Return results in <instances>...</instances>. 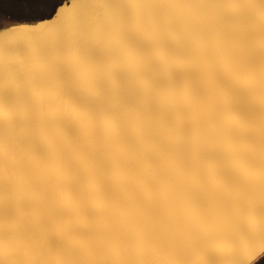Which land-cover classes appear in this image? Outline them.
Returning <instances> with one entry per match:
<instances>
[{
    "label": "water",
    "instance_id": "1",
    "mask_svg": "<svg viewBox=\"0 0 264 264\" xmlns=\"http://www.w3.org/2000/svg\"><path fill=\"white\" fill-rule=\"evenodd\" d=\"M0 234V264L260 262L264 0L1 28Z\"/></svg>",
    "mask_w": 264,
    "mask_h": 264
},
{
    "label": "rangeland",
    "instance_id": "2",
    "mask_svg": "<svg viewBox=\"0 0 264 264\" xmlns=\"http://www.w3.org/2000/svg\"><path fill=\"white\" fill-rule=\"evenodd\" d=\"M63 1L66 0H0V29L17 22L49 17ZM257 264H264V258Z\"/></svg>",
    "mask_w": 264,
    "mask_h": 264
},
{
    "label": "snow or ice",
    "instance_id": "3",
    "mask_svg": "<svg viewBox=\"0 0 264 264\" xmlns=\"http://www.w3.org/2000/svg\"><path fill=\"white\" fill-rule=\"evenodd\" d=\"M60 7H63V5H60ZM3 242V236H2V234H0V243H2Z\"/></svg>",
    "mask_w": 264,
    "mask_h": 264
}]
</instances>
